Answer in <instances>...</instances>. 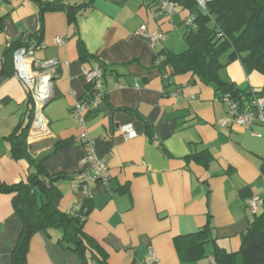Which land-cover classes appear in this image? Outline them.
Masks as SVG:
<instances>
[{
    "label": "crops",
    "instance_id": "crops-1",
    "mask_svg": "<svg viewBox=\"0 0 264 264\" xmlns=\"http://www.w3.org/2000/svg\"><path fill=\"white\" fill-rule=\"evenodd\" d=\"M52 1L0 0V186L26 182L30 169L26 160L13 158L8 140L27 111L29 92L16 73L2 75L4 55L12 43L38 32L39 2ZM64 4L85 6L73 23L65 11L44 15L45 48L36 57L58 60L61 67L53 100L42 111L47 134L28 142L30 154L44 160L50 175L72 177L59 183L60 210L72 214L86 203L77 175L87 156V135L111 180L89 185L84 231L105 250L108 264H212L213 255L238 252L256 216L247 200H262L257 215L264 209V127L222 128L218 123L226 118V108L212 87L158 65L163 50H188L192 14L179 7L171 17L154 18V6L144 0ZM160 33L165 38L155 43ZM97 65L106 96L83 125L73 109L89 95L84 72ZM226 76L241 88L264 89V75L248 72L240 62L229 65ZM127 125L138 133L136 139L127 140L121 132ZM12 199L0 194V264H12L22 231ZM61 239V230L34 235L28 263L82 264Z\"/></svg>",
    "mask_w": 264,
    "mask_h": 264
},
{
    "label": "trees",
    "instance_id": "trees-1",
    "mask_svg": "<svg viewBox=\"0 0 264 264\" xmlns=\"http://www.w3.org/2000/svg\"><path fill=\"white\" fill-rule=\"evenodd\" d=\"M171 1L192 14L190 32L186 37L188 50L181 54L163 50L157 59L160 68L171 69L173 75L196 76L214 89L219 100L229 94L241 107H250L254 99L261 103L264 89L241 88L226 76L225 70L234 62H240L248 72L264 75V0H210L206 9H202L195 0ZM39 5L40 28L30 40L12 43L8 47L2 70L5 77L15 74L13 54L17 49L43 42L44 15L47 12L65 11L69 22L73 23L85 6L68 7L59 1L39 2ZM78 49L81 59L87 60L82 41L78 43ZM88 86L90 94L91 86ZM26 106V113L8 140L13 158L29 163L28 179L26 182L0 186V194L13 196L15 214L22 222V231L12 253V264H29L28 254L34 235L52 230L62 231L60 242L65 244L67 250L76 253L82 264H108L105 250L84 231L87 219L83 221L80 215L87 210L85 217L88 218L90 210L87 205L90 199H86L82 211L77 215L62 212L59 206L64 194L59 183L72 177L50 175L44 160L33 158L30 154L27 138L35 117L30 95ZM213 257L216 264H264V209L261 214H256L243 235L238 252H223Z\"/></svg>",
    "mask_w": 264,
    "mask_h": 264
},
{
    "label": "built area",
    "instance_id": "built-area-1",
    "mask_svg": "<svg viewBox=\"0 0 264 264\" xmlns=\"http://www.w3.org/2000/svg\"><path fill=\"white\" fill-rule=\"evenodd\" d=\"M53 1H59L64 4L66 0ZM195 1L202 9H206V4L210 0ZM144 4L145 6H154L152 14L154 18L161 15L171 17L178 10V5L171 0H144ZM190 24L191 20L189 22V25ZM145 30L146 26H143L141 33ZM164 38L165 35L160 33L153 37V41L155 43H160ZM56 43L61 45L63 41L59 37L56 39ZM44 48L45 45L42 42L28 47L23 46L17 49L13 54L14 71L19 80L28 89L35 107L34 121L27 138V142L29 143L47 134V124L42 117V111L47 101L54 96V80L57 78L58 71L61 67V62L58 60H40L36 57V52ZM84 75L88 84L91 86V91L88 97L77 101L73 109L75 118L83 125L86 123L88 114L96 111L106 96L104 74L100 65H97L94 69L86 70ZM220 101L225 105L227 113L226 118L220 120L218 123L222 128L239 126L245 130L254 131L258 126L264 127V105H262L259 100L254 99L250 103V107H241L239 102L235 101L231 95L227 94ZM121 132L127 140H133L138 137V133L131 125L121 127ZM85 141L87 145V156L82 162L81 172L77 175L81 181L77 189H79L86 198L90 199L89 185L94 183L107 185L111 180V174L108 166L97 157L94 141L87 138V135H85ZM260 203H262V200L259 197H253L247 200L246 205L252 214H257ZM80 211H82V208L75 207L72 214L77 215ZM86 212L87 210H84L80 215L83 221L87 219V217H85ZM150 258L151 260H156V254L153 249H150ZM210 260L212 264H216L214 257Z\"/></svg>",
    "mask_w": 264,
    "mask_h": 264
},
{
    "label": "water",
    "instance_id": "water-1",
    "mask_svg": "<svg viewBox=\"0 0 264 264\" xmlns=\"http://www.w3.org/2000/svg\"><path fill=\"white\" fill-rule=\"evenodd\" d=\"M52 100H53V97H51V98L47 101V103L45 104V106L48 105L50 102H52ZM45 106H44V107H45Z\"/></svg>",
    "mask_w": 264,
    "mask_h": 264
},
{
    "label": "rangeland",
    "instance_id": "rangeland-1",
    "mask_svg": "<svg viewBox=\"0 0 264 264\" xmlns=\"http://www.w3.org/2000/svg\"><path fill=\"white\" fill-rule=\"evenodd\" d=\"M226 70H227V68H226ZM226 70H225V73H226ZM225 73H224V74H225Z\"/></svg>",
    "mask_w": 264,
    "mask_h": 264
}]
</instances>
